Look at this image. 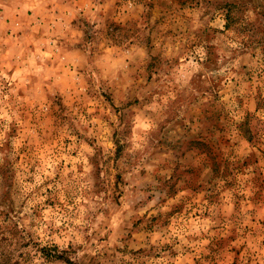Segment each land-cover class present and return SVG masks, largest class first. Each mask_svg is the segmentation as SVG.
I'll use <instances>...</instances> for the list:
<instances>
[{
  "label": "rangeland",
  "instance_id": "1",
  "mask_svg": "<svg viewBox=\"0 0 264 264\" xmlns=\"http://www.w3.org/2000/svg\"><path fill=\"white\" fill-rule=\"evenodd\" d=\"M32 1L0 0V264H264V0Z\"/></svg>",
  "mask_w": 264,
  "mask_h": 264
},
{
  "label": "trees",
  "instance_id": "2",
  "mask_svg": "<svg viewBox=\"0 0 264 264\" xmlns=\"http://www.w3.org/2000/svg\"><path fill=\"white\" fill-rule=\"evenodd\" d=\"M228 17V16H227ZM227 20H228V18H227ZM229 26V24H228V22H227V24H226V27H228ZM44 255V257L46 258V259H51V258H59L60 256H59V254H56V253H51V252H48V253H44L43 254Z\"/></svg>",
  "mask_w": 264,
  "mask_h": 264
},
{
  "label": "crops",
  "instance_id": "3",
  "mask_svg": "<svg viewBox=\"0 0 264 264\" xmlns=\"http://www.w3.org/2000/svg\"><path fill=\"white\" fill-rule=\"evenodd\" d=\"M41 1L42 0H34V1H32L33 3H35L34 5L32 4V2H30V6L31 7H36V6H38V5H41ZM74 1V0H73Z\"/></svg>",
  "mask_w": 264,
  "mask_h": 264
}]
</instances>
